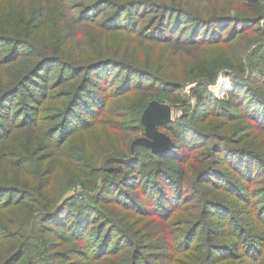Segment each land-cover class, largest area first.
Masks as SVG:
<instances>
[{
  "label": "trees",
  "instance_id": "1",
  "mask_svg": "<svg viewBox=\"0 0 264 264\" xmlns=\"http://www.w3.org/2000/svg\"><path fill=\"white\" fill-rule=\"evenodd\" d=\"M199 1L205 4L203 9L193 8L188 0H89L88 4L46 0L40 7L15 10L10 28L0 26V44L10 45L0 63L10 68L22 65L12 82L0 87V236L8 240L0 264H70L72 253L90 264L120 255L126 258L124 264H264V149L242 145L241 140L208 128L200 130L198 124L172 120L159 126L172 139L167 152L142 144L133 151L125 139V151L105 158H97V153L83 160L81 155L62 153L68 140L104 123L110 99L146 92L140 115L151 100L187 101L183 92L187 84H195L196 115L205 126L212 117L225 121L248 117L264 132V0ZM102 6L109 13L100 17ZM128 11L135 14L126 15ZM40 19L43 23L46 19L47 25ZM42 25L54 38L38 43L36 31ZM78 28L134 35L152 47L184 50L192 61L179 74L171 71V65L159 72L154 65L143 67L129 59L120 46L94 38L89 49L65 54L63 47L71 40L68 31ZM229 48H234L231 56L204 55L223 54ZM222 73L231 78L234 88L230 98L220 100L209 86ZM19 94L29 95L39 105L28 103L22 112L13 111L12 97ZM55 95L60 104L58 120L44 130L42 105ZM137 121L145 131L142 121ZM19 132L25 134L23 143L16 141ZM218 135L220 139L214 140ZM205 154L208 161L199 158ZM59 157L77 161L73 163L79 181L92 185L94 194L85 201L75 202L74 196L59 201L63 193L56 198L48 195L51 174L62 168ZM222 164L231 170L222 169ZM206 183L231 200L218 193L211 196ZM108 205L118 211L110 213ZM188 205L199 210L198 216L170 224L182 210L191 209ZM70 208L74 211L69 213ZM19 210L27 212L26 219L15 215ZM7 213L15 216L10 222L16 229L12 233L2 218ZM128 214L134 217L128 219L131 222L126 220ZM144 219L168 223L152 244L140 235L142 231H133ZM215 220L230 238L213 239L220 233ZM183 224L188 228L183 229ZM171 226L174 230H169ZM67 243L75 248L56 250Z\"/></svg>",
  "mask_w": 264,
  "mask_h": 264
},
{
  "label": "rangeland",
  "instance_id": "2",
  "mask_svg": "<svg viewBox=\"0 0 264 264\" xmlns=\"http://www.w3.org/2000/svg\"><path fill=\"white\" fill-rule=\"evenodd\" d=\"M4 1V2H3ZM46 0H2L0 1V26L5 25L6 28H10L11 23L13 21V13L15 10H19L20 8H31L32 6H41ZM119 1H124V0H119ZM189 4L195 9H197V6H199L201 9H203V2L199 0H188ZM70 2H82V3H89V0H70ZM57 7V6H56ZM53 9V7H51ZM101 13L100 17L104 16L109 13V10L105 7L102 6L101 8ZM200 10V9H199ZM44 12L47 14V17L49 15L50 9L46 8L44 9ZM135 14L134 11H128L126 15H132ZM42 20L41 24L47 25V20L40 19ZM42 25L41 27H38L36 31V38L38 43H41L43 41L50 40L54 38V35L51 30L46 29ZM226 26V24L224 25ZM71 31V40L69 41L68 45H65L64 52L65 54H78L80 51L83 49H89L91 47L90 40L94 38L96 41L100 40L104 43H110V45H118L121 48V52L126 55L129 59L133 58L137 60L141 65L147 66L149 64L156 66V68L159 70V72H162L163 70L167 69V65H171V71L175 74H179L184 65H188L192 61V57H187L186 53L184 50H177L176 48H167L161 45H154V47L151 46V44L148 41H142L138 37L135 38L134 35H129V34H121V35H115V34H104L102 30L100 29H91V28H78V29H72L68 32ZM67 32V31H66ZM0 47H5L6 49H0V58L4 56L8 52V49L10 48V45H3L0 44ZM234 51V48H229L223 54H218L217 52H204V55L207 57H217L222 55L223 57L225 56H231ZM242 51V48L239 50V52ZM21 64H17L13 66L12 68L8 67L7 65H3V63H0V87H4L9 85L10 82H12V78H14L16 75H18V71L21 70L22 68ZM50 67H48L47 70L43 71V74H47L48 70ZM114 71L113 75L117 74V71L115 69H112V72ZM137 79L138 77L135 76ZM12 79V80H11ZM220 79H224V81H229V86L230 88H226L224 92L217 88L218 83H220ZM41 80V79H39ZM100 80V79H97ZM143 80H149L146 78ZM43 82V80H41ZM195 84H187L184 88V93L188 96L185 97V102H179L177 104H174L173 102L169 101L168 99H159L156 101H159L161 103L169 104L172 107V120L176 121L177 123H187V124H195V125H200L202 127H199V129H204L208 128L210 130L214 131V134H219V135H228L230 138H232L233 141L235 140H241L239 141L240 144L245 145L248 144L249 146H252V148H257V149H264V132H261L257 126L254 125L252 122V118H243L240 120H227L226 121L222 117H212L210 119V122L208 123V126H205L206 123L204 124L203 121H198L196 111H197V100L195 95L192 93V87ZM35 87V86H33ZM210 90L212 91V94L216 97L219 98L220 100L222 99H227L230 98V92L234 88V83L232 82L231 78L225 74L222 73L219 76L218 82L216 84L210 85L209 86ZM35 90L31 89L30 91ZM62 90V88H60ZM65 89L63 88V91ZM52 92V91H50ZM59 89L55 90V94H58ZM31 94V93H30ZM146 92L138 91L135 96H132L130 98H115V99H110L111 108L108 111L107 115L104 118V123L101 125H98L96 128L92 129L94 131L88 133V134H83L81 136H78L74 139L71 138V140H68V146L63 150L62 153H66V155L69 157L70 156H75V155H81L83 160L88 159L90 155H96L98 153L97 158H105L106 156L110 155H117V153L125 151L123 148V144H125V139L130 140V146L132 147L133 151H135V146H133V143L135 140L138 138L144 137L145 131L144 129H139L138 124L139 121L138 119L142 121V114L144 110L141 111V114L139 115L140 112V105L142 104L140 102L142 96H144ZM29 95H26L25 97L19 94L18 96H13L12 97V104L11 106L13 107V111L19 110V112H22L27 106H29L28 103H34L36 105L37 102H34L31 98L28 97ZM58 95H55L52 99H49L46 101L42 106L44 109L41 110V115H42V121L41 124L45 125L46 130L48 126L52 125L55 123V120H58V115L60 113L58 106L59 104V99L57 98ZM15 97V98H14ZM153 101V100H151ZM38 112H34L35 115H37ZM57 116L56 119H54ZM15 130H21V129H15ZM139 130V131H136ZM205 130V129H204ZM253 130H258V131H253ZM236 132H238L239 135H236ZM166 133V132H165ZM219 135L214 137V140H219ZM226 138H228L226 136ZM25 140V134H22V132H19L17 136V140L19 142H24ZM232 140L226 141L229 144ZM201 144H206L205 140H200ZM225 142V143H226ZM224 144V143H223ZM97 148V149H96ZM200 148V147H198ZM202 150V149H198ZM68 157H59L61 158L60 163L62 164V168L58 173L56 171L51 174L50 180L52 181V188H48V195L50 197L56 198L59 194L63 193V196L59 201H62L63 199L67 197H72L74 196L75 202H81L85 201L87 196H90V194H94V189L92 188V185L84 182H80L78 179V168L76 169V165L74 167L73 162L77 161H69ZM205 158L207 161L209 160V157L207 154L199 156V158ZM57 159V158H56ZM206 161V162H207ZM82 163H80L79 166H81ZM151 165V164H150ZM3 167L5 169L10 170L11 167L4 164ZM150 167H153L150 166ZM174 168V166L172 167ZM222 169L230 171L231 168L228 166H224L222 164ZM9 175H12L11 171H8ZM101 180L102 177H99V181L97 183V187L95 188L96 191L100 189L101 185ZM263 185V182L261 183H255L253 186H259ZM205 188H207V193H212L211 196H216L217 191L213 190L212 187L208 186V183L204 185ZM95 191V192H96ZM219 196L223 197L225 196V199L227 201L231 200V197L227 195L226 193L221 194L218 193ZM196 199H193L190 201L189 204L195 202ZM237 202V200L235 201ZM187 207H190L191 209H186L182 210L178 215L174 216L172 221H170L172 224L175 220L180 219V218H190L194 219L193 216H198L199 210L197 208L193 209V205L190 206L188 205ZM186 207V208H187ZM108 211L110 213L117 212L118 208L113 207L112 205L107 206ZM21 211V213H20ZM73 208L68 209L67 212H73ZM186 212V213H185ZM192 214H191V213ZM19 218L26 219L27 212L25 210H19V213L15 214L18 215ZM191 214V215H190ZM126 220L131 222L128 219L134 218L132 214H128ZM2 218L4 220V223L9 226L7 228L8 233H12L14 230H16L13 225H10L11 221L15 218L13 214L7 213L5 215H2ZM219 220V219H217ZM215 220V221H217ZM126 222V221H125ZM214 222V221H213ZM219 224L216 228H218L219 238L218 234L214 235L213 239L214 240H223V239H228L230 237H226L227 232H224L221 230L222 225H220V221H217ZM168 223L161 222L160 220L158 221H149L147 219H144L140 221V223L137 226H133V231H142V234L145 237V241L147 243H154L157 240V237L155 235L159 236L161 234L160 232L166 227ZM183 229L188 228L187 224H183L181 226ZM59 230L61 232H64L65 228L58 226ZM175 227L171 226L169 230H174ZM27 231L30 230L29 226L26 228ZM91 232H93L91 230ZM40 233H37V235ZM166 234V233H165ZM182 232L178 235H181ZM47 237L49 235L47 234ZM218 238V239H217ZM56 239H58L56 237ZM200 240V239H199ZM8 243L7 239H3L0 236V259L4 256L3 249L5 245ZM77 245V244H76ZM75 248V244L72 243H67L63 244L61 247H56V250H65L67 248ZM76 254V253H75ZM72 253V256L74 257L71 259L72 263L70 264H90L88 261L83 259L81 256H77ZM4 258V257H3ZM126 261L125 257L120 256H113L112 261H104L100 262L98 264H124ZM230 263L232 261H229ZM229 262H221L222 264H229ZM220 262L213 263V264H221ZM169 264V263H166Z\"/></svg>",
  "mask_w": 264,
  "mask_h": 264
},
{
  "label": "water",
  "instance_id": "3",
  "mask_svg": "<svg viewBox=\"0 0 264 264\" xmlns=\"http://www.w3.org/2000/svg\"><path fill=\"white\" fill-rule=\"evenodd\" d=\"M171 121L172 107L156 100L151 101L142 114V124L145 127L146 135L135 140L133 146L142 144L155 152L169 151L172 148V139L167 133L160 130L159 126Z\"/></svg>",
  "mask_w": 264,
  "mask_h": 264
},
{
  "label": "bare ground",
  "instance_id": "4",
  "mask_svg": "<svg viewBox=\"0 0 264 264\" xmlns=\"http://www.w3.org/2000/svg\"><path fill=\"white\" fill-rule=\"evenodd\" d=\"M229 85H230L229 81L227 82V81H224V79H222L220 83L217 85V88L219 89V91L221 90L224 91Z\"/></svg>",
  "mask_w": 264,
  "mask_h": 264
}]
</instances>
